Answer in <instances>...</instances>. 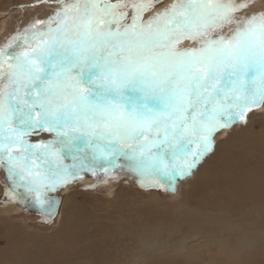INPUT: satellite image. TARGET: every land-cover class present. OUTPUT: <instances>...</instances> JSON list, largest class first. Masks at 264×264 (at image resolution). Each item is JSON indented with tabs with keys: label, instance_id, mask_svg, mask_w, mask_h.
I'll return each mask as SVG.
<instances>
[{
	"label": "rangeland",
	"instance_id": "obj_1",
	"mask_svg": "<svg viewBox=\"0 0 264 264\" xmlns=\"http://www.w3.org/2000/svg\"><path fill=\"white\" fill-rule=\"evenodd\" d=\"M6 1L0 0L2 51H20L28 47L38 53V49L34 48L42 41L46 42L45 45L48 41L51 42L48 45H52L55 43L52 41L59 37L66 38L68 35L72 36L74 31L85 33L88 30H82L83 24L89 21L84 19L81 22L83 15L80 11L90 8L89 0ZM139 1L105 2L109 9L105 12L102 30L107 27L120 31L131 29L138 16L126 17L123 14L131 9L135 10ZM240 1L152 0L138 25L130 30L131 33L100 41L88 56L74 66L69 65L68 70L58 71L53 75L33 76L34 78L24 82L22 78H11L3 83L6 89H0V208L10 203L7 205H11L13 209L0 215V259L5 253L11 256V259L8 258L11 263L0 260V264H63L61 256L64 255L57 252L55 256H51L50 247L62 249L65 241L61 240L59 230L63 227L65 218L72 216L78 225H83V221H86L88 227H92L94 219L104 223L105 229L111 226V244L120 247L125 241L122 249L127 257L125 264H164L162 257L172 252L140 247L127 237V232L132 229L130 224L137 220L139 223L144 221L136 228L135 232L139 235L155 230V226L160 224L172 225L167 219L168 215L165 218L162 214L168 208H161L179 205V199H183L188 191L194 172L202 164L212 165L217 162L219 157L214 162L211 156L220 146L227 145L225 137L221 136L222 131L230 128L233 136H240L243 128L238 130L236 126L241 121L244 124L248 120H264V42H260L264 39H258L259 44L253 49H247L239 42L236 44L237 48L225 45L217 47L218 44L212 42L214 38L224 35L222 31L226 25L231 24L230 18L243 13L247 6H242L245 0ZM235 3L240 6L234 8ZM89 12L84 16L93 20L91 10ZM210 23L211 33H205L206 36L209 35L204 42L199 40L201 44L198 49L201 51H196L187 58L188 55L176 50L180 42L188 39L191 30H202ZM218 28H222L220 33H216ZM212 49L214 50L211 51ZM126 51H133L129 58L124 56ZM2 72L0 74L6 73L9 76L7 70ZM227 119L232 121L225 123ZM259 125L255 126L256 131L260 129ZM61 134H70L75 142L68 143L69 147H65L71 153L63 148L60 154L56 152L51 157L59 158L58 162H47V156L52 155L51 153H40L38 155L41 158H34L27 154L28 151L21 150L28 145L33 148L51 138L59 139ZM242 136L237 142H244L245 138ZM89 139H96L107 146L111 144L112 149L118 144L120 146L104 162H96L93 158H96L98 152L86 148L93 143ZM221 149L217 155L222 154ZM175 156L182 158L168 168L148 164L146 170L139 171V159L153 161ZM85 158L89 163H84ZM126 158L132 160V164ZM247 164L249 166V162ZM23 165L30 167L29 169H34V166L45 167V170L65 168L66 174L60 181L45 185L38 192L32 187H19L18 191L10 177L13 171L20 170L19 167L22 168ZM129 165L136 166L138 176L122 175L114 186H110L107 179ZM242 165L245 168V162ZM32 193L61 196L59 216L45 219L25 209L23 203ZM72 195L74 199L69 204L68 197ZM81 195L91 198L86 201L87 204L92 199L101 202H95L98 206L91 210L88 205H82L84 199ZM154 197L159 199L158 202ZM116 200L127 206L122 213L113 211L112 204L107 205ZM67 203L78 210H73L71 214ZM136 203L138 204L135 205ZM186 207L194 208L188 200ZM17 208L21 211H17ZM148 211L158 213L159 221L150 223ZM119 214L123 215L120 225V219L115 220V216H120ZM144 218L146 219L143 220ZM123 220L127 225L123 224ZM232 231L234 230H227L226 233ZM237 231L239 229L235 232ZM259 231V235L264 238V231ZM153 235L150 233L149 237L153 238ZM201 238L188 239L182 247L184 250H172L176 253L165 257V264H188L186 261L192 264L227 262V259L220 258L215 252L217 249L212 240L206 238L204 243ZM97 252L100 251L88 252L79 262L68 264H109L106 261L98 263L95 256ZM71 253L73 251L69 250L65 254ZM187 254L192 256L188 259ZM243 254L237 256L232 263L242 264L244 255L250 254L252 259L247 260L248 264H264L262 240L255 241L254 247ZM12 255H17V259H13L15 257ZM138 255L144 257L136 258ZM101 260L106 259H99Z\"/></svg>",
	"mask_w": 264,
	"mask_h": 264
},
{
	"label": "bare ground",
	"instance_id": "obj_2",
	"mask_svg": "<svg viewBox=\"0 0 264 264\" xmlns=\"http://www.w3.org/2000/svg\"><path fill=\"white\" fill-rule=\"evenodd\" d=\"M89 1H91L90 2L91 4L89 3L90 8L89 9L87 8L88 10H84V11L79 10L83 15V19L82 20L80 19L81 22H83L84 19L87 20V22L89 21V23L83 24L84 28H82V30L87 28L88 29L87 32L81 33L80 31H78V32L74 31L72 33L73 34L72 36L68 35V37H66V38L59 37V38H57L56 41H52V42H55L52 45H48L49 43H51L49 41H48L47 45H45L46 43H43L45 41H42L39 44V46L37 45L34 48V49H38V53L36 51H34L35 55H38V54H40V56L42 54L57 55L58 53H62V52L64 53L65 52V58L73 59V58H75L77 53L82 51V49L88 48L94 40H98L100 38H103V36H104L103 40L108 38V37H111V36H116L113 33L114 31H112V30H115L117 32L118 31L121 32L119 29H115V28L107 27L106 30H102V28H101V25H102L103 21L105 20V17H104L105 12L108 11V9H109L108 5H106V3H105V2H108V0L107 1L106 0L105 1H103V0H89ZM151 1L152 0H146L143 3L140 0L138 2L139 5L137 4L138 7L135 6V8H136L135 10L131 9L130 11H128L129 10L128 9L127 10L128 12L125 11L126 13H124L123 16H126V17H129V15L138 16L135 19L137 21V25H138L139 21L141 20L143 14H144V11L148 8L149 5L152 4ZM10 2L11 1L9 0V3ZM116 4H118V2ZM12 5H14V4H12ZM238 6H240V4H236L234 6V8L238 7ZM242 6L243 7L247 6V7H245V10H243V13L241 12V14H237L236 16L234 15V17L230 18L231 24L226 25V28H224L222 31V34H224V35H222L221 37H216L212 41V42L218 44L217 47L221 46V45L222 46L225 45V46H228L231 48V47L236 46V44L239 42V43H242L245 48L253 49L255 46L257 48V46L259 44L258 39H261V38L264 39L263 38L264 37V0H245L243 2ZM10 9H12V8H10ZM90 10L92 13L91 17H93V15H95V16L97 15V17H98L96 24H95L94 17L92 18L94 20V22H93V20L86 18L84 16V15L87 16L90 13L89 12ZM235 11H236V9H235ZM223 14H225V13H223ZM212 16L213 15H211V17ZM197 17H199V16H197ZM204 17H206V16H204ZM200 18H198V19L202 20ZM222 18L224 19V16ZM75 22H77V21H75ZM204 22L209 23L207 21H204ZM201 23H203V22H201ZM211 23L208 26L206 24L205 28L202 30H199L198 28L195 29L194 31L191 30V33L189 34L190 36L188 37V39H185L182 42H180L178 44L179 46H177L176 50L180 51L179 53H181V54L185 53L186 55H188V57L186 56L187 58H189V56L192 55L194 52L199 51L200 49H198V47H199V44H201V42H199V40H203L202 42H204L205 37H207L211 33V32H209V29H211V27H212ZM254 26H256V27H254ZM79 28H81V27H79ZM240 28L244 29L245 31L243 32V30ZM107 29H109V30H107ZM221 30H222V28L221 29L218 28L216 33L217 32L220 33L219 31H221ZM107 31L111 32V33H107ZM207 32L209 34L206 36L205 33L207 34ZM212 35H211V37H213ZM217 35L218 34H215V36H217ZM260 36H262V37H260ZM209 39L212 40V38H209ZM208 41L210 42V40H208ZM57 42H59L58 45L56 44ZM209 42L208 43L206 42V43L209 44ZM260 42L263 43L264 40H262ZM202 45H205V44H202ZM211 47H213V46H211ZM234 48H233V50H234ZM236 48H237V46H236ZM213 50L214 49H212L211 51H213ZM183 51H186V52H183ZM132 53H133V51H126V54L124 56H127V58H129V56L132 55ZM213 54H215V53H213ZM20 57H22L23 59L24 58L27 59L28 57H30V55L28 54L27 51H24L20 55ZM222 58H224V57L222 56ZM222 58H220V59H222ZM41 59H46V56L41 57ZM47 59H50V57ZM72 63L73 62H69L67 65H64L62 67L60 66L61 67L60 70H68L70 68L69 65ZM9 66H10V69H7V67L9 68ZM23 66H25V64H23V63L18 64V67H20V68ZM13 67H15V66H14V63L10 61V58H5L2 61V64L0 65V72H2L4 70H7V72H8V70L9 71L13 70L14 73L9 74V76H6L5 75L6 73L0 74V89H1V91H2V89H6V87L3 85V83L6 81H9V79H11V78H20V79L22 78V82H24L25 80H30L33 76H37V77L44 76L41 73H44V72L46 73V71L49 70V69H45V70H42L41 72H32L30 70H27V71H22L20 69L16 70L17 67L15 69H13ZM241 110H243V109H241ZM245 112L243 111V113L246 115L247 112L246 113ZM249 115H251V114L249 113ZM227 120L225 121V123L229 122L231 119H227ZM242 120H244V119H242ZM262 120L263 119H261V120H259V119L248 120V121L244 122V124H243V121H241V123L236 126L238 128V130L240 129V127L243 128L242 132L240 133L241 135H243L242 137L245 138L243 140L244 141L243 143L237 142V140L240 138L241 135L239 136V134H238V136H236V135L233 136L232 129L229 128V130H226V128H225L222 131V135L221 134L220 135L222 137H225V139H224V140H226L225 144H227L228 146L227 145L226 146L225 145L220 146L218 151H216V152L214 151L215 153L212 156L210 155L214 162H216L215 160L219 157L217 159V162L215 164H212V165H209V164L208 165L202 164V166L200 165L201 167H199L194 172V174L192 176V181L190 182L189 189L185 193L186 197H185V195L182 194L183 199H181V198L179 199L181 202L179 205H177V206L173 205V207H171V206H168L166 204V206H168V207L161 208V209L168 208V210H166L162 214L165 215L164 216L165 218L168 215L167 219L170 220V223H172V225L171 224H168V225L160 224V226H158V225L155 226L156 227L155 230L150 229L151 231H147V233L145 235H139L137 232H135L137 230L136 228L138 226H141V224H143L144 221L141 220L142 222L139 223V222H137L138 221L137 220V221H134L133 223L130 224L131 226H129V227H132V229H130V231L127 232L128 233L127 237H130L131 239H133V241H135L138 245H140V247L151 248V250L158 249L161 252L162 251L165 252L166 250L171 251L172 252L171 254H168V255L165 254L162 257V259L165 261L164 264L167 262L165 257L174 256L175 253L178 252L179 248L184 247L183 245L185 242L188 241V239L194 240V238H197V237H202L201 239L203 240L204 243H205L204 240L206 238L208 240H210V241L212 240L214 243H216V244L213 243V246H215V248L217 249L215 252L219 255L220 258L224 257L225 259H227V262H224V264H233L232 262H233V260L237 259V256H239L243 253L245 254L252 247H254L255 241L260 242L262 240L263 246H264V238H262L263 236L261 234L259 235V233H260L259 230L264 231V123H262ZM258 125H259L260 129H258L256 131L255 126H258ZM230 131H231V133H229ZM32 133H35V132H32ZM36 133H38V132H36ZM227 133H229V134H227ZM45 138L46 137H44V139ZM161 138L162 139H168V137H165V136H162ZM169 138H170V136H169ZM78 139L82 140L80 137H78ZM89 140L93 141V143L89 144L90 146H88L86 148L88 150L90 149L89 151H93V149H95V151L98 152V155L97 156L95 155L96 158H93V160L96 162H100V161L104 162L105 159L110 156V154L117 152L116 147L120 146V144H118L119 146L113 147L114 149H112L111 148L112 146H110L111 144H109L107 146L105 144L99 143V141L96 139L95 140L89 139ZM73 141H74V139H71L70 134H61L59 139H57V138L52 139L51 138L50 140L45 141L42 144H39L36 146L34 145L35 147H33V148H32V146L28 145L27 147L25 146L26 148H23L21 150H22V152L28 151L27 154H29L30 157L34 156V158H39L40 156L38 154H40V153L44 154V152H45L46 155L51 153L52 155L47 156V160H48L47 162L49 164H51V163H54L56 161L58 162V160H59V158L55 159V158H51V157L56 152L59 153L61 149L65 148V147L68 148L69 144H72ZM30 144H32V142ZM205 144H207V143H205ZM19 145H21V143ZM222 147H223V149H221ZM67 148H65V149L68 151ZM220 149L223 150V152L221 155L220 154L217 155L219 152H221V151H219ZM69 153H71V152H69ZM129 158L132 159V157H129ZM129 158H126V161H127V159L129 160ZM181 158H182V156H175L174 158H166V159H159V160H153V161L152 160L146 161L144 159L142 161L141 159H139V161H140L139 167L141 169L140 168H138V169H140L139 171L142 170V172H143L144 169L146 170V167L148 166V164L149 165L155 164V166L157 164V166L160 165L164 168H166V167L168 168V166H170L171 164H175L176 161L180 160ZM132 160H129V161H131L130 162L131 164H132ZM136 161H134V162H136ZM243 162H245V168H242ZM247 162H249V166H248ZM84 163H89L88 159L85 158ZM23 166H22V168L19 167L20 170H18V171L14 172L12 170L13 172H12L10 178L12 179L11 183L13 184V186L16 190H18L19 187H25L27 189L29 187L30 188L32 187L33 190L38 192V190H41L42 188H44L45 185L53 183L54 181L55 182L60 181L61 177L66 174V171L64 170L65 168L61 169V170L52 169V168L45 170L46 168L42 167L43 170H40L41 167L39 168L38 166H34V169H32V168L29 169L30 167L27 168V166H24V168H23ZM69 166H70V164H69ZM136 171H137L136 166H132V165L126 166L125 168L120 169V171H119L120 173L112 174V176H110V178L107 179L108 184L110 186L111 185L114 186V183L118 180V177H122V175H125V176L129 175L131 177L136 176V175L138 176V174H136ZM73 197H74L73 195L71 197L70 196L68 197L69 198L68 200H70L68 202L69 204L72 203L71 199L73 200L74 199ZM81 198L84 199V201L82 202V205L85 207H86V205H88V207L91 210H93L96 206H98L97 204L95 205V202H101V200H93L92 199L91 202L89 204H87L88 202H86V201L88 199H91V198L87 195H84V196L81 195ZM153 199H156L157 202L159 200L158 198H155V197ZM187 200H188V203L191 204L192 207H194L193 209L186 207V201ZM68 203L66 205H67V207H69L71 214H72V212L78 210V208L76 209L74 206H70ZM131 203H130V205H131ZM7 204H10V203H6V205H4L5 207L0 208V215H3L5 213H9L10 210L13 209V207H11V205L8 206ZM111 204L113 206V208H112L113 211H117L120 213H122V211H125V207H127L125 203H123V202L120 203L118 200L113 201L107 205L110 206ZM137 204L138 203H136L135 205H137ZM13 206H15V205H13ZM149 206H147V207H149ZM133 207H132V209H133ZM17 211L20 212L21 210L17 208ZM58 213L59 212H57L56 217L59 216ZM78 213H79V211H78ZM113 215H114V212H113ZM148 215L150 217V223L159 221V214L158 213H156V212L152 213V212L148 211ZM163 215H162V217H163ZM122 216L123 215L115 216V220L120 219L118 225H120L122 223V218H121ZM183 216H186V218ZM73 218H74L73 216L65 218V220L62 222L63 227L60 228L59 234L61 235V237H60V238H62L61 240L63 241V239H64L65 243H63L62 249H60L58 247H53V246L50 247L51 248L50 249V251H51L50 255L51 256H55V254L57 252H59L62 255H64V256H61V258H62L61 262L63 264H68V262L69 263H74L75 261L79 262L80 258L84 257L85 254L87 255L88 252L91 253V252L100 251V252H97L95 255V256H97L98 263L106 261V263H109V264H113V262L125 264L127 257L124 256V254L122 252L123 251L122 249L124 248V245H125V241H123L121 243L120 247H117V245L113 246L111 244V243H113L112 239L109 236V234H111V231H112V230H109L110 228H112L111 226H107V229L109 230L108 231L107 229H105V226L103 225L104 223L102 224L98 221H95L94 219H92V225H93L92 227H91V225L88 227V224L86 223V221H83L85 224L82 225L79 223V225H78L77 223H75V221H77V220L75 219V221H74ZM91 218H92V216H91ZM146 218H144L143 220H145ZM163 218H161V219H163ZM165 218H164V220H165ZM123 219H124V217H123ZM94 221H95V224H94ZM234 221H235V223H234ZM166 223H168V222H166ZM123 224H126L125 221L123 222ZM156 224L157 223H155V225ZM62 225H60V226H62ZM84 225H87V226H84ZM146 227H147V225H146ZM231 229H233L234 231L226 233L227 230H231ZM238 229H239V231L235 232ZM147 230H149V229H147ZM113 231H116V230L114 229ZM150 233L154 234L153 238H151L152 236L149 237ZM61 240L59 242H61ZM173 240H175V241H173ZM207 243H209V242H207ZM69 250L70 251L72 250L73 254L72 253L69 255L65 254ZM172 250H175L176 252L172 251ZM182 250H184V248H182ZM101 253H104V254H101ZM12 256H14V255H12ZM16 256H14L15 258H13V257L12 258L17 259ZM191 256L192 255L187 254L188 259ZM10 257L11 256L9 255V253H5L4 255H2V260L1 259L0 260L2 262L3 261H9V263H11ZM135 257L141 258L144 256L138 255ZM8 258H10V259H8ZM97 259H95V260L97 261ZM99 259H106V260L99 261ZM243 259H244V263L245 262L247 263V260L252 259V258L250 256V254H246V255H244ZM186 262L188 264H192V262H188V261H186ZM244 263L242 262V264H244Z\"/></svg>",
	"mask_w": 264,
	"mask_h": 264
},
{
	"label": "water",
	"instance_id": "obj_3",
	"mask_svg": "<svg viewBox=\"0 0 264 264\" xmlns=\"http://www.w3.org/2000/svg\"><path fill=\"white\" fill-rule=\"evenodd\" d=\"M143 3L146 0H141ZM141 2V3H142ZM134 24L132 25V28L137 26V21L134 20ZM129 30H124L121 32L114 31V35L122 36L124 34L131 33ZM108 32V31H107ZM104 38V36H103ZM103 38H100L98 40H94L88 48L82 49L79 53L76 54L75 58H65V52L58 53L57 55H49V54H42L41 56L35 55L34 50L32 48L25 47L22 50L18 51H2L0 50V65L2 64V61L5 58H10V61L14 63L13 69L17 67L16 70L20 69L22 71L30 70L32 72H41L44 69H49L46 71V73H41L44 76L47 75H53L56 74L60 70L62 66L67 65L69 62H73L70 64V66H74V64H77L79 61H81L83 58L88 56L93 50V48L103 40ZM27 51L30 57L27 59H23L20 57V55ZM46 56V59H41V57ZM50 59H47L49 58ZM42 60V61H41ZM25 64L23 67H18V64ZM16 64V65H15ZM61 66V67H60ZM56 71V72H55ZM9 74L14 73L13 70L9 71ZM62 203L61 196L59 195H41L38 193H32L30 197L27 199L25 203H23V207L27 209L28 211H33L36 215L42 216L43 218H54L59 210V207Z\"/></svg>",
	"mask_w": 264,
	"mask_h": 264
},
{
	"label": "crops",
	"instance_id": "obj_4",
	"mask_svg": "<svg viewBox=\"0 0 264 264\" xmlns=\"http://www.w3.org/2000/svg\"><path fill=\"white\" fill-rule=\"evenodd\" d=\"M93 17H94V20H95V24L97 23V19H98V17H97V15L95 16V15H93ZM94 22V21H93ZM54 39H55V37H53ZM46 43V42H45Z\"/></svg>",
	"mask_w": 264,
	"mask_h": 264
}]
</instances>
